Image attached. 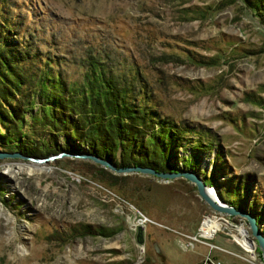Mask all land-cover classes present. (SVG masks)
<instances>
[{
	"label": "rangeland",
	"instance_id": "1",
	"mask_svg": "<svg viewBox=\"0 0 264 264\" xmlns=\"http://www.w3.org/2000/svg\"><path fill=\"white\" fill-rule=\"evenodd\" d=\"M0 1L2 17L11 23L8 35L25 42L27 53L43 63L52 60L50 75L62 86L80 83L89 59L96 58L130 96L139 89L137 101L180 130L189 142L177 156L190 155L196 144L191 141L203 144L204 151L185 162L200 177L214 158L215 194L240 205L249 197V208L262 205L264 210V24L241 0ZM37 132L35 140L23 142L45 141L50 151L44 155L0 149L21 156L0 159V264L203 260L204 245L182 247L183 235L195 231L208 209L190 183L116 173L75 157L92 155L85 146L64 150L60 136ZM60 153L64 157L31 162ZM180 160L174 170H182ZM98 168L123 177L110 185L100 179ZM141 216L148 222L138 223ZM206 225L217 228L213 221ZM209 242L246 257L222 231ZM255 252L254 247L253 264H262ZM208 258L217 264H250L214 250Z\"/></svg>",
	"mask_w": 264,
	"mask_h": 264
},
{
	"label": "trees",
	"instance_id": "2",
	"mask_svg": "<svg viewBox=\"0 0 264 264\" xmlns=\"http://www.w3.org/2000/svg\"><path fill=\"white\" fill-rule=\"evenodd\" d=\"M241 1L264 24V0ZM2 14L0 8V26H3L0 28L1 150H16L30 156L44 155L50 151L45 141H41V145L23 142L30 137L35 140L33 137H39L37 131H40L43 135L60 136L64 150L78 151L85 146L93 156L114 167L137 165L169 172L177 169L174 165L180 158L182 170H192L185 160L189 161L191 154L203 152V144L191 141V145L196 144L189 150L190 155L177 156L189 141L184 140L174 123H168L142 101H137L141 93L139 89L130 96L125 85L117 84L106 75L96 58L89 59L88 72L80 83L62 86L59 78L50 75L52 60L43 63L39 57L27 53L25 42L18 43L16 36L11 39L8 35L12 30L11 23ZM37 103V111L33 112ZM214 163L213 158L209 164L211 170L207 171L205 167L206 174L199 177L205 179V183L202 181L205 186L214 187L218 183L219 176L215 167L212 169ZM96 172L110 185L120 182L123 177L103 168L96 169ZM216 195L223 203L252 214L264 236L262 205L258 209L249 208V197L240 205L220 198L218 192Z\"/></svg>",
	"mask_w": 264,
	"mask_h": 264
},
{
	"label": "water",
	"instance_id": "3",
	"mask_svg": "<svg viewBox=\"0 0 264 264\" xmlns=\"http://www.w3.org/2000/svg\"><path fill=\"white\" fill-rule=\"evenodd\" d=\"M65 153H60L57 156H52L49 158H41V159H33L34 162L41 163L50 159H54L58 156H64ZM20 155L17 153H6L0 151V159L6 158V157H19ZM75 157H82V158H89L96 162L97 164L106 167L107 169L114 171L116 173H140V174H148L153 177L162 179V180H168L173 178H182L186 182L190 183L195 191L196 196L199 200H201L205 206L210 209L213 212L225 214L229 217L232 216H238L243 219L245 223V229L247 231V234L249 236L248 243H253L256 252L258 254V257L262 264H264V236L260 233L259 230V224L255 222L254 216L247 212L245 209L242 208H234L232 206H229L217 197L216 194H213L208 186H205L202 182V180L199 178V176L190 170H172L169 172H162V171H154L153 169L149 167L144 166H125V167H114L112 164H110L108 161L104 159H99L96 156L93 155H74ZM21 157V156H20ZM213 195V197H210L208 195V191ZM134 238L136 240V243H140L142 241L141 239V232L138 227L135 228L134 232ZM154 250H156L154 248Z\"/></svg>",
	"mask_w": 264,
	"mask_h": 264
},
{
	"label": "built area",
	"instance_id": "4",
	"mask_svg": "<svg viewBox=\"0 0 264 264\" xmlns=\"http://www.w3.org/2000/svg\"><path fill=\"white\" fill-rule=\"evenodd\" d=\"M207 170H209V167L207 168ZM208 187L210 188L211 192L213 194H215L213 187L212 186H208ZM210 220H212L213 222H215L217 224V228L212 229V230L207 229V230L203 231V228L201 226L204 225L205 222H208ZM137 221L140 224H143L144 222H148V220H146L143 216L138 217ZM238 228L242 230V235H240L238 233ZM221 231L224 233L225 236H227L234 244H236L241 249V252L246 254V257L238 256L234 253H231V252L225 250L224 248H221L220 246H218L216 244L209 242V240H211V238L216 233L221 232ZM246 236H248V234H247V231L245 229V223H244L242 218H240L238 216L229 217L225 214L216 213V212L211 211L210 209H207L206 212H203L200 215V217L197 221L195 231L192 234L183 235L184 239L182 240L183 241L182 247H186V248L190 249L194 246V244L204 245L206 248V255L204 256L203 260L199 264H217V261L212 262L208 258V254L212 250L228 253L230 255L239 257V258L245 260L246 262H248L250 264H253V261H254V258H253L254 257V253H253L254 245H253V243L250 242V244H252L251 251L245 252L240 247V245L237 244V242L234 240V237H236L237 239H240L243 237L242 238L243 242L248 243V241H247L248 239L246 238ZM248 238H249V236H248ZM255 254H256V257L259 259L257 252H255Z\"/></svg>",
	"mask_w": 264,
	"mask_h": 264
},
{
	"label": "bare ground",
	"instance_id": "5",
	"mask_svg": "<svg viewBox=\"0 0 264 264\" xmlns=\"http://www.w3.org/2000/svg\"><path fill=\"white\" fill-rule=\"evenodd\" d=\"M62 157H64V156H62ZM58 158H61V156H59ZM58 158H54V159H58ZM54 159H50V160H54ZM47 161H49V160H47ZM47 161H44V162H47ZM31 162H34V161H31ZM44 162H41V163H44ZM35 163H37V162H35ZM37 164H40V163H37ZM208 191V195L210 196V197H213V195L210 193V191L209 190H207ZM210 221H212V220H210ZM209 221V222H210ZM202 228H203V231L204 230H207V229H209L208 227H207V225H206V222L204 223V225H202L201 226ZM210 230H212V229H210ZM211 232V231H210ZM238 233L240 234V235H242V230L241 229H238ZM244 237V236H243ZM242 237V238H243ZM242 238H240V239H237L236 237H234V239H237V241H239V242H241V244L243 245V240H242ZM246 238L248 239V236H246ZM245 240V239H244ZM243 242V243H242ZM244 244H247L249 247H252V244H249V243H244ZM242 247V246H241ZM243 247H244V251L245 252H250L251 250H247V248H245V246L243 245Z\"/></svg>",
	"mask_w": 264,
	"mask_h": 264
},
{
	"label": "crops",
	"instance_id": "6",
	"mask_svg": "<svg viewBox=\"0 0 264 264\" xmlns=\"http://www.w3.org/2000/svg\"><path fill=\"white\" fill-rule=\"evenodd\" d=\"M242 248V247H241ZM243 249V248H242ZM244 251V250H243Z\"/></svg>",
	"mask_w": 264,
	"mask_h": 264
}]
</instances>
